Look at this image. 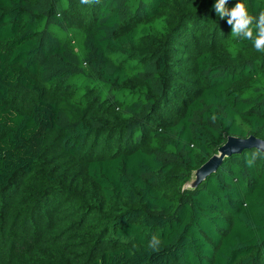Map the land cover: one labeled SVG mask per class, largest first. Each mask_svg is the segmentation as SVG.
<instances>
[{
	"label": "trees",
	"instance_id": "16d2710c",
	"mask_svg": "<svg viewBox=\"0 0 264 264\" xmlns=\"http://www.w3.org/2000/svg\"><path fill=\"white\" fill-rule=\"evenodd\" d=\"M215 2L0 0V264H264V156L183 188L264 140V52Z\"/></svg>",
	"mask_w": 264,
	"mask_h": 264
},
{
	"label": "clouds",
	"instance_id": "9594fccd",
	"mask_svg": "<svg viewBox=\"0 0 264 264\" xmlns=\"http://www.w3.org/2000/svg\"><path fill=\"white\" fill-rule=\"evenodd\" d=\"M81 2L88 4L92 0H81ZM226 5L227 0H216L213 8L220 18L227 17V23L231 26L232 37L238 40H248L256 51L264 52V10L259 11L258 15L250 14L247 5L241 0L231 9ZM261 156H264V142L257 144L248 163L253 164ZM160 244V239L153 236L149 242V247L158 250Z\"/></svg>",
	"mask_w": 264,
	"mask_h": 264
},
{
	"label": "water",
	"instance_id": "95a60500",
	"mask_svg": "<svg viewBox=\"0 0 264 264\" xmlns=\"http://www.w3.org/2000/svg\"><path fill=\"white\" fill-rule=\"evenodd\" d=\"M262 142H264L263 139L257 138L254 135L247 137L227 136L225 142L217 148L216 153L212 154L198 168L191 171L190 178L183 185V188L195 190L198 185L218 169L226 157L238 154L245 148H256L257 144Z\"/></svg>",
	"mask_w": 264,
	"mask_h": 264
}]
</instances>
